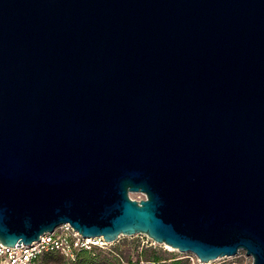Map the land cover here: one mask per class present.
Instances as JSON below:
<instances>
[{"label":"water","instance_id":"95a60500","mask_svg":"<svg viewBox=\"0 0 264 264\" xmlns=\"http://www.w3.org/2000/svg\"><path fill=\"white\" fill-rule=\"evenodd\" d=\"M62 224L264 264V0H0V243Z\"/></svg>","mask_w":264,"mask_h":264},{"label":"rangeland","instance_id":"374dc122","mask_svg":"<svg viewBox=\"0 0 264 264\" xmlns=\"http://www.w3.org/2000/svg\"><path fill=\"white\" fill-rule=\"evenodd\" d=\"M132 200L144 198L140 193H130ZM167 245H159L150 241L144 235L121 236L113 243L103 248L90 247L86 249L94 255L99 263L105 264H153L152 256L170 262L180 260L184 264H251L252 259L241 252L237 256L219 258L209 263H201L191 253H180L175 249L169 250ZM77 253V252H76ZM76 253L74 258H67L59 252L44 253L38 258V264H77Z\"/></svg>","mask_w":264,"mask_h":264},{"label":"built area","instance_id":"2783aa9c","mask_svg":"<svg viewBox=\"0 0 264 264\" xmlns=\"http://www.w3.org/2000/svg\"><path fill=\"white\" fill-rule=\"evenodd\" d=\"M106 245L108 243L101 237L84 238L69 224H62L53 232L41 235L28 246L9 247L0 243V264H38V258L49 252H59L73 259L79 250L90 247L103 248ZM241 252L243 251H239L237 255Z\"/></svg>","mask_w":264,"mask_h":264},{"label":"trees","instance_id":"16d2710c","mask_svg":"<svg viewBox=\"0 0 264 264\" xmlns=\"http://www.w3.org/2000/svg\"><path fill=\"white\" fill-rule=\"evenodd\" d=\"M153 264H184L180 260L170 261V262H162L159 258L152 256ZM77 264H105L99 263L94 255L90 254V251L86 249L79 250L76 253Z\"/></svg>","mask_w":264,"mask_h":264},{"label":"bare ground","instance_id":"6f19581e","mask_svg":"<svg viewBox=\"0 0 264 264\" xmlns=\"http://www.w3.org/2000/svg\"><path fill=\"white\" fill-rule=\"evenodd\" d=\"M166 247V246H165ZM167 249H169V250H172L170 247H166Z\"/></svg>","mask_w":264,"mask_h":264}]
</instances>
